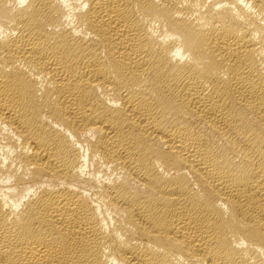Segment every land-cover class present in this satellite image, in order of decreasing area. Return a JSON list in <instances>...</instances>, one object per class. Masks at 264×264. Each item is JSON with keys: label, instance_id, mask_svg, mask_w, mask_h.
I'll return each instance as SVG.
<instances>
[{"label": "bare ground", "instance_id": "obj_1", "mask_svg": "<svg viewBox=\"0 0 264 264\" xmlns=\"http://www.w3.org/2000/svg\"><path fill=\"white\" fill-rule=\"evenodd\" d=\"M0 264H264V0H0Z\"/></svg>", "mask_w": 264, "mask_h": 264}]
</instances>
